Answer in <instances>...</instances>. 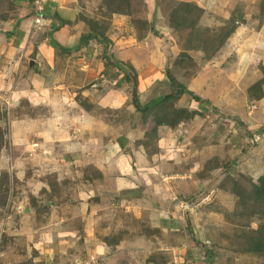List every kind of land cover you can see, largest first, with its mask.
Wrapping results in <instances>:
<instances>
[{
  "label": "rangeland",
  "instance_id": "rangeland-1",
  "mask_svg": "<svg viewBox=\"0 0 264 264\" xmlns=\"http://www.w3.org/2000/svg\"><path fill=\"white\" fill-rule=\"evenodd\" d=\"M0 264H264V0H0Z\"/></svg>",
  "mask_w": 264,
  "mask_h": 264
},
{
  "label": "crops",
  "instance_id": "crops-1",
  "mask_svg": "<svg viewBox=\"0 0 264 264\" xmlns=\"http://www.w3.org/2000/svg\"><path fill=\"white\" fill-rule=\"evenodd\" d=\"M240 31L237 30L236 33H239ZM98 54H103V51H108L107 54H109L111 45H106V47L103 44L98 45ZM116 53L115 51H113ZM111 54V52H110ZM55 54L50 57L46 55H42L43 62H45L48 65H52V61ZM85 58H91L92 61H87L84 65L85 69H88V71H80L78 77H71L69 78L70 86L63 85L64 87L71 88L76 87L83 91V94L90 98V100L100 106V107H107V108H114L118 107L119 105L124 104V100L122 99L127 93L128 88L123 86H119L118 84L120 81L124 80L126 77V73L122 70V66L127 68L126 63L124 61H121V65L118 64H112L111 61L104 56V58L101 57V55L98 58H93L91 56H85ZM110 58L112 60H117L113 55H110ZM118 58V55H117ZM50 68V66H48ZM70 66H68L66 69H64L63 73L65 75L66 72H69ZM52 72V70H51ZM46 75V74H45ZM45 75L40 74L38 75L40 79H42L44 82L51 81L52 84L55 83H61L64 81V75L62 74L60 76V73L55 72V70L47 77ZM31 77L36 78L35 76L31 75ZM33 81V80H32ZM145 81H141L140 88L143 87V84H145ZM34 83V81H33ZM41 87L40 85H37V88ZM38 96L42 97L43 90H39ZM22 93V92H21ZM20 93V94H21ZM145 96L141 97V99H144ZM54 110L51 111L53 113ZM72 117L79 118L80 124L86 126L88 124L89 118L92 122L93 118L85 116L83 114H77V112L71 111L70 114ZM125 167V166H124Z\"/></svg>",
  "mask_w": 264,
  "mask_h": 264
},
{
  "label": "trees",
  "instance_id": "trees-1",
  "mask_svg": "<svg viewBox=\"0 0 264 264\" xmlns=\"http://www.w3.org/2000/svg\"><path fill=\"white\" fill-rule=\"evenodd\" d=\"M168 77L171 79V81H172L173 83L176 82L175 78H174L170 73H168ZM177 92H178V94L182 95V94L187 93L188 91L186 90L185 87H180V89H179Z\"/></svg>",
  "mask_w": 264,
  "mask_h": 264
},
{
  "label": "built area",
  "instance_id": "built-area-1",
  "mask_svg": "<svg viewBox=\"0 0 264 264\" xmlns=\"http://www.w3.org/2000/svg\"><path fill=\"white\" fill-rule=\"evenodd\" d=\"M38 22H41V20H39Z\"/></svg>",
  "mask_w": 264,
  "mask_h": 264
}]
</instances>
